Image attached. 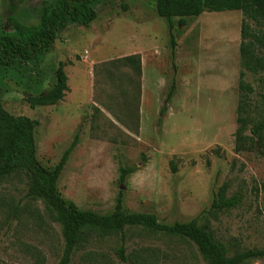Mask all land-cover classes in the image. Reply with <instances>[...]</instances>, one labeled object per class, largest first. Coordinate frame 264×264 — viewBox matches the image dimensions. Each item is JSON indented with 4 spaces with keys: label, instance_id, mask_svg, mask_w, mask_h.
I'll return each mask as SVG.
<instances>
[{
    "label": "rangeland",
    "instance_id": "rangeland-1",
    "mask_svg": "<svg viewBox=\"0 0 264 264\" xmlns=\"http://www.w3.org/2000/svg\"><path fill=\"white\" fill-rule=\"evenodd\" d=\"M43 0H0V35L8 19L37 24ZM56 1V0H52ZM89 26L71 24L38 60L0 66V100L14 116L39 121L37 159L53 167L75 136L79 142L58 189L79 208L111 212L119 192L134 212L172 224L196 219L224 243L228 255L264 249V88L241 64L242 29L255 23L241 11L174 17L175 55L168 20L156 0H103ZM139 54L142 73L117 62ZM63 64L69 91L53 106L27 99L51 88ZM174 64L177 65L175 73ZM254 91L246 99L247 127L238 138L241 73ZM176 92L162 115L168 89ZM121 167H131L121 182ZM237 206L213 209L218 191ZM28 178L0 179V264H57L61 226L44 203L27 195ZM73 264H207L190 241L142 228L126 230L129 260L118 256L120 232L94 231ZM135 255H138L136 258ZM246 264H264V257Z\"/></svg>",
    "mask_w": 264,
    "mask_h": 264
},
{
    "label": "trees",
    "instance_id": "trees-1",
    "mask_svg": "<svg viewBox=\"0 0 264 264\" xmlns=\"http://www.w3.org/2000/svg\"><path fill=\"white\" fill-rule=\"evenodd\" d=\"M103 0H43L35 9L37 24H24L11 16L8 24L15 33L0 35V66L16 62L38 60L42 51L49 49L61 30L71 24L89 27L98 17L97 4ZM157 13L168 20L169 34L175 55L174 17H179L180 26H185L187 17H199L204 12L241 11L257 26L252 31L245 23L242 29L240 57L242 67L258 76L259 84L264 88V0H156ZM117 62L130 65L137 75L142 73V61L139 54L117 59ZM175 73L177 65L174 64ZM241 73V94L238 106L237 136L242 138L247 127L246 99L254 89L243 81ZM69 91L68 76L61 64L56 71V81L46 92L28 96L32 107L53 106L62 101ZM176 92V80L168 89L165 104L161 109L164 115ZM39 121L27 116H14L2 105L0 100V179L22 173L28 178L27 195L40 200L48 209L52 219L59 223L64 241L62 256L57 264H73L74 255L83 243L89 240L94 231L120 232L123 244L118 256H126L125 238L129 228H142L164 233L190 241L207 264H246L248 261L264 257V249H248L233 256L228 255L227 246L218 241L213 233L196 219L188 222L176 221L166 224L159 221L153 213L134 212L124 205V191H120L114 209L108 213L79 208L74 202L65 199L58 189V182L69 158L79 142L77 134L64 151L60 161L53 167L42 165L37 159L36 130ZM253 134L264 133V119L252 129ZM121 182H125L131 167L120 168ZM237 197L227 198L224 190L218 191L212 204L213 209L223 210L237 206ZM136 258L138 255H135Z\"/></svg>",
    "mask_w": 264,
    "mask_h": 264
}]
</instances>
